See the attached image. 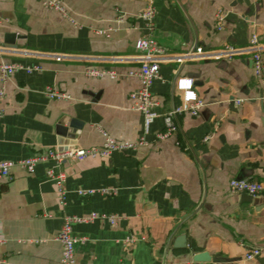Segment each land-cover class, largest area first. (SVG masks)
Here are the masks:
<instances>
[{
	"label": "crops",
	"instance_id": "1",
	"mask_svg": "<svg viewBox=\"0 0 264 264\" xmlns=\"http://www.w3.org/2000/svg\"><path fill=\"white\" fill-rule=\"evenodd\" d=\"M44 2L0 0V62L42 67L18 70L4 83L0 76V161L48 148L101 146L106 134L137 140L143 115L130 95L140 78L130 72L140 66L135 43L149 34L140 17L144 1L61 0L63 11ZM154 5L152 35L171 34L169 43L178 48L162 45L168 59L152 87L159 116L149 143L105 158L66 161L65 206L46 176L49 163H39L33 173L14 167L12 178L0 179V258L7 264L59 263L63 217L92 213L120 218L114 224L102 218L74 223L76 264H185L200 252L230 259L200 264H264V190L252 197L229 187L232 178L264 184V81L254 76L250 56L220 54L226 45H246L253 32L264 42V0ZM219 10L226 13L222 28ZM192 50L196 57H183ZM89 68L114 70L117 77L90 76ZM182 78L192 80L205 105L197 115H178V131L155 141L162 115L182 99ZM48 85L69 98H50ZM62 127L77 133L64 136ZM80 188L115 192L83 196ZM182 235L180 243L190 245L175 246ZM253 247L261 254L247 260Z\"/></svg>",
	"mask_w": 264,
	"mask_h": 264
},
{
	"label": "built area",
	"instance_id": "2",
	"mask_svg": "<svg viewBox=\"0 0 264 264\" xmlns=\"http://www.w3.org/2000/svg\"><path fill=\"white\" fill-rule=\"evenodd\" d=\"M145 7L140 13V17L144 20L148 35L140 37L136 43V48L141 52V56L138 59L140 63L139 68L136 71H131L130 74L138 75L140 78V86L137 90L131 93V97L135 100V107L143 115V133L135 141L116 140L106 134L105 141L101 146L82 148V147H70L67 149L48 148L42 152L30 155L25 158L17 160H1L0 161V179L12 178V169L19 166L29 173H33L36 166L39 163H49L50 165L46 169V176L48 179L55 182L59 197V203L62 206L67 204L66 187L67 174L63 168V164L68 160H84L88 157H108L115 151L136 149L138 147L147 145L149 143L147 135L150 133L151 124L159 116L156 111L158 101L155 99L152 87L157 79L161 78L160 75V63L166 60L168 56L167 50L160 45L156 40L152 38V31L154 29V16L155 5L154 0H143ZM48 7L62 10L64 7L61 4V0H45L44 2ZM226 20V13L219 10L216 14V21L219 28H222L223 23ZM220 54L227 58L234 56L248 55L251 58L254 76L259 81H264V42L260 40L258 33L253 32L250 35L249 41L244 46L226 45L220 50ZM197 56V52L192 50L189 53L184 54V58H194ZM168 59V57H167ZM25 70L27 73L34 71H40L42 67L40 65H25L20 62H0V76L2 81H6L10 75L18 70ZM86 74L90 76H105L109 75L113 78L117 77L114 70L89 68L86 70ZM191 79H179L178 88L183 90V96L179 104L173 109L167 111L162 115L163 129L157 131L154 135L155 141H162L172 136L178 131V123L176 117L183 113H190L197 115L199 111L205 105L204 101L192 90ZM46 94L50 98L55 99H67L69 95L55 86L48 85L45 89ZM5 96L4 86H0V99ZM260 99L264 105V91L262 92ZM243 98L235 100L236 104H241ZM229 187L233 192L245 193L249 196L256 197L264 190V184L250 178H232L229 181ZM79 195L89 196L94 193L101 194H113L114 189H90L80 188L77 190ZM50 216V215H49ZM97 218L108 219L112 224L120 218L119 215L114 214H99L92 213L87 216H78L67 214L63 217L62 227L57 235L58 241L62 245V254L59 263L57 264H76L75 257V244L78 238L73 234V225L76 222H89ZM4 241L3 235L0 233V242ZM261 254V248L253 247L245 254L247 260L254 259ZM0 264H7L4 258H0ZM185 264H200L198 261L192 260Z\"/></svg>",
	"mask_w": 264,
	"mask_h": 264
},
{
	"label": "water",
	"instance_id": "3",
	"mask_svg": "<svg viewBox=\"0 0 264 264\" xmlns=\"http://www.w3.org/2000/svg\"><path fill=\"white\" fill-rule=\"evenodd\" d=\"M170 37H173V36L171 34H168V33L165 34V33L159 32V31H155L152 35V38L163 46H172L171 43H169ZM172 47L178 48V45H174ZM59 133L64 135V136L74 137V134H76L77 131L75 129H71L68 127L67 128L62 127L59 130ZM183 239H184L183 235L178 237L177 241L175 243V246L185 247L187 244L190 245V241L186 240V239H185L186 241H183V243H180ZM193 259L195 261H204V262H210V261L222 262V261H229L230 260L227 257H212L208 252L197 253L194 255Z\"/></svg>",
	"mask_w": 264,
	"mask_h": 264
}]
</instances>
